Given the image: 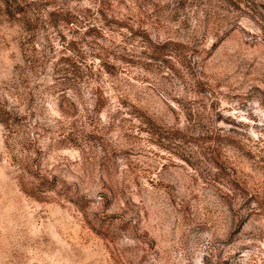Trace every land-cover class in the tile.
<instances>
[{"label":"rangeland","instance_id":"1","mask_svg":"<svg viewBox=\"0 0 264 264\" xmlns=\"http://www.w3.org/2000/svg\"><path fill=\"white\" fill-rule=\"evenodd\" d=\"M0 111V264H264V0L0 1Z\"/></svg>","mask_w":264,"mask_h":264},{"label":"trees","instance_id":"2","mask_svg":"<svg viewBox=\"0 0 264 264\" xmlns=\"http://www.w3.org/2000/svg\"><path fill=\"white\" fill-rule=\"evenodd\" d=\"M0 1H1V2H7L8 0H0ZM168 46H169L168 44H163V45H162V44H161V45L157 44V45H155V48L158 49L157 52L162 53L163 48H166V47H168ZM8 116H9L8 114L3 113L2 111H0V120H1V122H2L4 125H8L9 122H10V121H9L10 118H9ZM46 182H47V185H46ZM49 186H50V187H49ZM41 187H42V188H50V190H51V189L54 190V189L56 188L55 185L50 184L48 181H45L44 183H42V184H41ZM23 191H24L25 193H27L29 196L36 198L37 200L44 201L43 197H42L41 195L35 193V192H32V191H30V190H28V189H26V188L23 189Z\"/></svg>","mask_w":264,"mask_h":264}]
</instances>
